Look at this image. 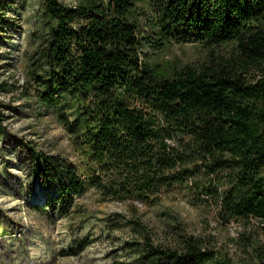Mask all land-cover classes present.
I'll use <instances>...</instances> for the list:
<instances>
[{"label": "trees", "instance_id": "1", "mask_svg": "<svg viewBox=\"0 0 264 264\" xmlns=\"http://www.w3.org/2000/svg\"><path fill=\"white\" fill-rule=\"evenodd\" d=\"M152 6L150 15L136 0H41L47 36L23 93L54 115L77 161L28 147L34 174L55 187L58 212L88 190L122 202L116 216L138 233L131 251L142 261L233 264L179 223L173 246L155 243L138 204L181 187L214 200L224 221L258 220L264 235V0ZM187 42L209 56L163 70L145 52ZM253 251L243 264H264V243Z\"/></svg>", "mask_w": 264, "mask_h": 264}, {"label": "rangeland", "instance_id": "2", "mask_svg": "<svg viewBox=\"0 0 264 264\" xmlns=\"http://www.w3.org/2000/svg\"><path fill=\"white\" fill-rule=\"evenodd\" d=\"M136 2L153 14L156 0ZM40 4L41 0H0V102L4 114L0 264H178L142 261L139 253L131 251L139 235L116 216L124 209L122 202L104 200L88 190L64 205L63 211L49 207L48 196L55 194V187L34 174L28 147L72 161H77V155L54 115L23 93L29 82L31 54L47 36ZM145 52L163 70L209 56V49L193 42L172 43L160 52L146 48ZM138 208L155 243L173 246L172 226L179 223L186 232L199 236L205 248L217 252L218 258L233 264L251 262L253 248L264 243L258 220L224 221L214 200L207 196L197 199L181 187L164 191L155 206L139 203Z\"/></svg>", "mask_w": 264, "mask_h": 264}]
</instances>
